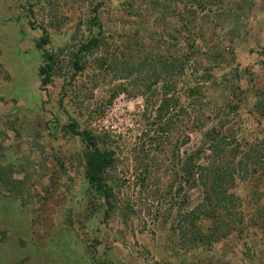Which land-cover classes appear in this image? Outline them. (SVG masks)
Listing matches in <instances>:
<instances>
[{
  "label": "rangeland",
  "instance_id": "rangeland-1",
  "mask_svg": "<svg viewBox=\"0 0 264 264\" xmlns=\"http://www.w3.org/2000/svg\"><path fill=\"white\" fill-rule=\"evenodd\" d=\"M0 264H264V0H0Z\"/></svg>",
  "mask_w": 264,
  "mask_h": 264
},
{
  "label": "trees",
  "instance_id": "trees-1",
  "mask_svg": "<svg viewBox=\"0 0 264 264\" xmlns=\"http://www.w3.org/2000/svg\"><path fill=\"white\" fill-rule=\"evenodd\" d=\"M43 41H46L44 39ZM95 40H89L87 43L83 44L81 48L87 49L89 46L94 45ZM77 61L74 60V64L76 65ZM54 64H55V55L52 52L45 51L44 52V64L39 67V75L41 76V81L43 84L49 82L50 77L54 71ZM173 65V64H172ZM209 73V72H206ZM209 74H206V77ZM65 127L69 129V131L73 134L79 135L88 146V150L85 154L86 158V177L89 183L94 187V189L102 195H109L108 187L103 180V171L109 165V159L97 148L96 140L94 139L93 135L86 129L79 131L77 129V124L74 120H71ZM208 160L210 156H207ZM224 173H217L215 176H212L209 182V194L208 196L214 197L217 199L221 207L225 209V212H228V203L225 202L227 198H230L232 201L234 199L233 193L227 195V187L224 186V183L229 180L232 181L231 176L223 175ZM211 192V193H210ZM213 192V193H212ZM189 215H194V211L189 212ZM211 215H214V212H207ZM197 217V215H195Z\"/></svg>",
  "mask_w": 264,
  "mask_h": 264
}]
</instances>
